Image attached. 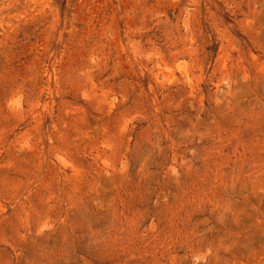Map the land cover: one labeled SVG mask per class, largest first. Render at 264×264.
Masks as SVG:
<instances>
[{
	"label": "rangeland",
	"instance_id": "374dc122",
	"mask_svg": "<svg viewBox=\"0 0 264 264\" xmlns=\"http://www.w3.org/2000/svg\"><path fill=\"white\" fill-rule=\"evenodd\" d=\"M0 264H264V0H0Z\"/></svg>",
	"mask_w": 264,
	"mask_h": 264
}]
</instances>
